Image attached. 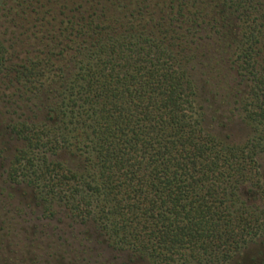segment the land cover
Listing matches in <instances>:
<instances>
[{"label":"trees","instance_id":"1","mask_svg":"<svg viewBox=\"0 0 264 264\" xmlns=\"http://www.w3.org/2000/svg\"><path fill=\"white\" fill-rule=\"evenodd\" d=\"M0 5L7 179L43 213L147 264H230L264 236V0ZM221 107L244 143L207 127Z\"/></svg>","mask_w":264,"mask_h":264},{"label":"rangeland","instance_id":"2","mask_svg":"<svg viewBox=\"0 0 264 264\" xmlns=\"http://www.w3.org/2000/svg\"><path fill=\"white\" fill-rule=\"evenodd\" d=\"M0 37L7 35L0 31ZM211 110L206 111L210 131L226 136L232 144L246 141L249 129L238 116L222 107ZM18 147L0 124V264H147L109 247L92 228L69 220L59 209L52 217L43 213L32 201L30 188L7 179ZM260 164L264 183V159ZM230 264H264V236L251 242Z\"/></svg>","mask_w":264,"mask_h":264}]
</instances>
